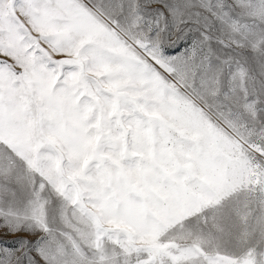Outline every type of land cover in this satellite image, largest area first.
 <instances>
[{
	"label": "snow or ice",
	"instance_id": "snow-or-ice-1",
	"mask_svg": "<svg viewBox=\"0 0 264 264\" xmlns=\"http://www.w3.org/2000/svg\"><path fill=\"white\" fill-rule=\"evenodd\" d=\"M0 264H264V0H0Z\"/></svg>",
	"mask_w": 264,
	"mask_h": 264
}]
</instances>
